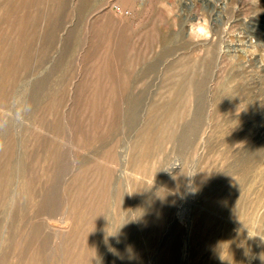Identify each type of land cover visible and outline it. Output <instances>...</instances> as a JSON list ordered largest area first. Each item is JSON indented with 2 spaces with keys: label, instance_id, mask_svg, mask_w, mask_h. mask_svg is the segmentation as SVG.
I'll return each instance as SVG.
<instances>
[{
  "label": "rangeland",
  "instance_id": "obj_1",
  "mask_svg": "<svg viewBox=\"0 0 264 264\" xmlns=\"http://www.w3.org/2000/svg\"><path fill=\"white\" fill-rule=\"evenodd\" d=\"M262 256L264 0H0V264Z\"/></svg>",
  "mask_w": 264,
  "mask_h": 264
},
{
  "label": "bare ground",
  "instance_id": "obj_2",
  "mask_svg": "<svg viewBox=\"0 0 264 264\" xmlns=\"http://www.w3.org/2000/svg\"><path fill=\"white\" fill-rule=\"evenodd\" d=\"M92 8V7H91ZM221 96V95H220ZM216 98V97H215ZM220 99V98H219ZM215 100H217V99H215ZM218 101V100H217ZM222 101H224V103L222 104V106H225L226 108H235V107H239L240 105H238V103H240V101L237 99V100H235V97L234 96H224L223 98H222ZM220 106V105H219ZM221 106V107H222ZM239 109V108H238ZM246 109V108H245ZM221 110V109H220ZM229 110V109H228ZM255 175H257V172L255 173ZM259 175V174H258ZM249 179V178H248ZM251 184H254V183H250V185ZM255 185V184H254ZM262 187V186H261ZM256 188V187H255ZM257 188H258V186H257ZM258 190V189H257ZM261 190V189H260ZM255 191V190H254ZM256 193V192H255ZM254 193V194H255ZM252 194V193H251ZM260 194V193H259ZM228 197V196H227ZM232 197V196H231ZM258 197V196H257ZM259 199V198H258ZM47 217V216H46ZM47 219V218H46ZM51 219V218H50ZM49 219V220H50ZM55 220V219H54ZM60 220V219H59ZM46 221H48V220H46ZM58 221V220H57ZM49 222V221H48ZM52 222H53V220H52ZM54 223V222H53ZM157 223H159V221H157ZM203 225H205V224H203ZM202 227H204V226H202ZM209 229H211L210 227H209ZM219 240V239H218ZM222 240L223 239H221V241L220 242H222ZM232 240V239H231ZM236 244V243H235ZM226 245V244H225ZM217 246V245H216ZM238 249V248H237ZM238 250H240V249H238ZM242 250V249H241ZM226 251H227V249H226ZM229 252V251H228ZM233 252V251H232ZM262 253V252H261ZM239 254V253H238ZM263 254V253H262ZM241 256V255H240ZM262 257H264V256H262ZM237 260V259H236ZM234 261H235V259H234ZM221 262V261H220ZM236 262H238V261H236ZM214 264H215V262H214ZM222 264H223V261H222Z\"/></svg>",
  "mask_w": 264,
  "mask_h": 264
}]
</instances>
